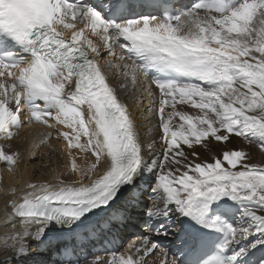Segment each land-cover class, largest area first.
Listing matches in <instances>:
<instances>
[{"label": "snow or ice", "instance_id": "1", "mask_svg": "<svg viewBox=\"0 0 264 264\" xmlns=\"http://www.w3.org/2000/svg\"><path fill=\"white\" fill-rule=\"evenodd\" d=\"M141 2L102 0L88 7L80 0H0V36L26 54L9 51L0 57V77L11 81L0 82V140H13L29 123L49 127L52 131L39 134L33 144L34 161L39 149L52 140L55 129L49 121L54 120L71 129V136L60 134L70 149L94 158L83 167L72 163L69 172L78 180L66 183L57 177L55 187L28 183L30 191L10 202L6 221L12 227L19 224L22 232L6 237L12 243L3 247L11 248L14 256L26 257L30 241L41 251L50 242L52 225L72 229L104 216L109 229L119 226L143 199L136 183L142 172L154 177L151 203L143 215L157 236L168 233L154 222L179 217L218 230L216 221L207 218L210 206L225 198L242 205L250 225L228 227L218 246L220 253L249 235H264V167L249 163L247 152L228 147L234 138H242L264 153V0L212 9L196 3L175 15H141L122 22L106 21L102 15L120 18ZM153 3L166 9L167 0ZM77 25L82 27L76 30ZM61 26L71 30L70 39L58 30ZM86 31L100 36L107 55L131 63L106 61L100 67L89 51L97 57L103 53L87 39ZM150 71L174 74L183 82L150 78ZM113 73L124 78L122 91L133 90L131 102L142 116L159 117L162 158L145 160L146 152H155V141L141 142L128 105L110 87ZM177 104L198 111H178ZM28 113L22 121L20 117ZM176 116L181 123L174 128ZM81 136L86 144L80 143ZM210 139L223 146L221 152L213 162L193 164L182 145L195 158L200 155L197 147L207 149ZM20 160L19 152L0 147V162L10 171ZM93 173L99 174L93 178ZM171 228L185 249L205 242L183 222ZM138 241L128 245L126 255L111 253L106 264H178L151 236L141 235ZM257 244H264V239L251 247ZM245 251L241 248L228 256L226 264H233ZM63 264L79 261L66 256ZM84 264H101L99 255Z\"/></svg>", "mask_w": 264, "mask_h": 264}, {"label": "bare ground", "instance_id": "2", "mask_svg": "<svg viewBox=\"0 0 264 264\" xmlns=\"http://www.w3.org/2000/svg\"><path fill=\"white\" fill-rule=\"evenodd\" d=\"M104 2H107V0H104ZM186 3H189V0ZM186 8L187 6L184 9ZM141 15L144 14L141 13L139 16ZM150 15L158 17L157 12ZM254 23H257V26H259L257 21H254ZM80 27H82V25H77L76 30H79ZM59 30L63 33L65 38L71 37V30H65L62 26ZM84 35L87 39L92 40L98 51L103 53L102 57H97L89 51L90 57L94 58L100 67L104 68L106 61H112L114 64L131 63V61L127 59L125 61H120L114 56L107 55L104 48V41L100 36L92 35L87 31ZM5 71L7 70L5 69ZM105 75H108L107 70H105ZM123 80V77L117 78L115 73H113L109 76L108 82L110 87L116 90V95L119 97L120 101L128 105L129 111L132 113V117L135 121L137 135L141 138V142L144 143L149 140L155 141V152H146L145 160L150 162L154 158H162L163 145L161 141L162 134L159 129V117L154 116L145 118L136 110V107L131 102L133 90L129 88L128 92L125 93L120 89V84ZM0 82L11 83L10 80L4 77H0ZM128 83L131 84L130 78L128 79ZM152 87L156 91L157 96H159V90L155 89V85ZM144 103L146 108L147 99H145ZM176 108L178 111L182 110L188 114L197 112V110L188 108L186 104H177ZM168 110L170 111L171 109L169 108ZM21 111L26 112L27 110L22 108ZM28 115H30V113L21 116L20 119L26 121ZM53 115H55V113H53ZM178 121H181L179 116L173 118L174 128L179 125ZM49 122L55 129L52 140L49 144L39 149L34 161L30 155L33 149V144L34 142H38L39 134L52 131L49 127L45 125H37L34 122L29 123L18 130L19 135L13 140H0V145L5 151L19 152L21 156V160L16 166L14 172L4 166L3 162H0V167L2 169V180L0 182V261H4L0 262V264H59L55 256L59 250V246L62 244L72 246L75 250H83L84 254L86 253L88 255L86 260L89 262H91L95 256L99 255L101 264H106L107 260L110 258V254L113 252L126 255L128 245L131 243H138V237L141 235L151 236L156 243L168 251L170 256L175 257L179 264L183 257L182 252L185 248H183L177 240L176 234L172 231L171 225H176L180 222L184 223L187 217H179V219L173 218L170 222L165 220L154 222L155 227L157 228L160 225H164L160 230L166 231L168 233L167 235L157 236L154 230H150L149 227L145 225L147 216L143 215V212L145 211L144 207L151 203L150 197L153 195L152 187L154 185V177L146 172H142L136 180L140 193L143 194V199L136 206L135 210L130 211L127 219L120 222L119 226L109 229L108 224L105 222L106 217L104 216L94 217L91 221L78 223L77 225H74L72 229H58L52 225L50 226L51 230L49 232L50 242H46V246L43 247L41 251H37L35 248V242L30 241L32 246L28 248V255L26 257L14 256L11 248L3 247L5 243H12V240H6V237H11L22 232L19 224H17L16 227H12L7 223L6 218L11 211L9 208L10 202L13 199L21 197L25 192L30 191V189L27 188L28 183L47 184L55 187L58 184L57 177H59L60 180H64L66 183L73 179L78 180L79 176L77 174L69 172L72 163L75 162L78 166L83 167L85 166L86 161L87 163H91V161L94 160L90 153L84 152L78 148L73 147L70 149L68 147V141H65L60 134L69 133L71 136L73 135L71 129L56 123L54 120H50ZM80 143L86 144V138L81 136ZM206 143L208 144L207 149L199 146L197 147L196 150L200 155L195 158L190 155L191 150H188L186 146L182 145V148L189 152V160L193 164L201 161L213 162L214 156L221 152L223 148V146L218 145L215 140L210 139ZM9 145H11V148H9ZM228 147H234L238 150L247 152L249 155V163L264 167V153H261L255 144H248L242 138H234ZM156 171H160V169L157 168ZM181 171H184V169H181ZM98 174L99 173H93V178ZM87 182L88 181H85V183ZM127 187L129 186H126V188ZM238 207H242V205L234 202L226 205L227 209ZM212 216L219 221H224L225 225L231 228L244 227L242 222H238L234 215L225 218L224 216L219 215L218 211H216L212 212ZM249 236L247 239L241 240L238 244L224 252L225 261L228 256L239 252L241 248L246 251L243 252L233 263L260 264L261 261H264V246L262 249L251 247L254 242ZM103 238L105 241L109 238L114 241V251L108 252L105 247L100 245ZM84 261L79 262V264H84Z\"/></svg>", "mask_w": 264, "mask_h": 264}, {"label": "rangeland", "instance_id": "3", "mask_svg": "<svg viewBox=\"0 0 264 264\" xmlns=\"http://www.w3.org/2000/svg\"><path fill=\"white\" fill-rule=\"evenodd\" d=\"M181 123V121H179ZM235 215L238 218V221L242 222L244 227H247L250 225V221L243 215V208L237 209ZM254 243H256L257 240L264 239V235H261L259 233H256L255 235H250L249 236ZM264 244H257L256 247L262 249Z\"/></svg>", "mask_w": 264, "mask_h": 264}, {"label": "clouds", "instance_id": "4", "mask_svg": "<svg viewBox=\"0 0 264 264\" xmlns=\"http://www.w3.org/2000/svg\"><path fill=\"white\" fill-rule=\"evenodd\" d=\"M3 7L7 8V5H4Z\"/></svg>", "mask_w": 264, "mask_h": 264}]
</instances>
